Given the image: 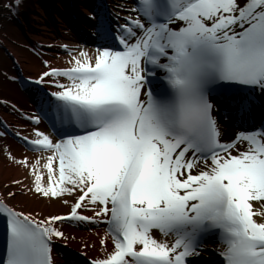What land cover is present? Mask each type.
<instances>
[{
    "label": "snow or ice",
    "instance_id": "1",
    "mask_svg": "<svg viewBox=\"0 0 264 264\" xmlns=\"http://www.w3.org/2000/svg\"><path fill=\"white\" fill-rule=\"evenodd\" d=\"M129 11L113 29L101 8L94 50L63 45L70 66L45 61L33 81L39 115L27 119L47 120L56 139L16 133L48 155L9 151L33 178L14 184L70 211L42 216L0 194L2 264H54V241L74 239L65 222L107 226L103 257L84 264H196L210 236L220 264H264V125L248 123L264 97V0H137ZM214 99L241 128L229 141Z\"/></svg>",
    "mask_w": 264,
    "mask_h": 264
},
{
    "label": "bare ground",
    "instance_id": "2",
    "mask_svg": "<svg viewBox=\"0 0 264 264\" xmlns=\"http://www.w3.org/2000/svg\"><path fill=\"white\" fill-rule=\"evenodd\" d=\"M70 1V0H69ZM80 1V3H79ZM95 2L102 0H94ZM94 1L92 4L94 5ZM113 7L117 8L119 5L122 6L123 11L120 14L123 17L132 16V12L129 9L133 8L130 4V0H109ZM21 5L18 8V11H15V8L12 11H15L12 21H15L14 24H18L20 26L12 27L14 30L20 33V42L21 43H13L11 40L2 39V46H0V55L4 54L5 51H9L12 55L17 59V62L20 64L22 71L25 74L33 73L34 76H40L47 68L43 67V63L45 61L48 62L53 67L65 68L70 65L67 61L70 59V56L65 52L63 45H68L70 48L76 49L79 48L81 50H94L93 41L94 38L91 36V33L94 31L92 23L87 24L83 27V31L78 35L76 32H73L68 26L67 19L64 21V15L67 14L65 8L73 10L74 13L77 14L78 20L80 23L87 22L83 14L78 13V9L86 14L89 12L85 9V6L88 4L86 1L82 0H72L74 5L66 6L65 4L69 2L68 0H20ZM96 5V4H95ZM98 5V4H97ZM97 7V10H100V7ZM45 7L53 14L54 20H56L57 24L53 23V21H48V26L43 22L41 17L42 14H45ZM23 8V10H22ZM78 8V9H77ZM73 20V19H71ZM95 23V21H92ZM51 31L48 32L47 29ZM3 32H0V37ZM11 36V35H10ZM3 37V36H2ZM1 42V40H0ZM25 45L30 46H41L42 49L47 51L46 55L35 56L29 53L25 49ZM4 47V48H3ZM46 47V48H45ZM6 49V50H5ZM9 56V55H8ZM1 59V57H0ZM9 62L13 66V62L11 58H8ZM11 66V68H13ZM43 69L42 71H40ZM7 69L5 68L4 75ZM14 71V70H13ZM3 92L4 94H0V116L10 121H13L16 124V127L20 130V132L24 136H29V138H34L32 133L35 129H39L42 132H45L42 124L35 125L32 121L27 119L28 116L32 115V110L34 105L31 99L35 98V94L29 96L25 92H22L18 85L12 81H9L10 78L5 77L2 79ZM7 96L12 97L16 101L9 102ZM18 104V105H17ZM264 106V100L261 103V106ZM14 106V107H13ZM24 107L27 109V115L23 116V111L21 108ZM31 108V109H30ZM22 112V113H21ZM217 119L221 125L223 130V140H229L231 134L236 129L235 126V118L231 115L227 118H224L221 115V111L218 109L216 112ZM224 128L227 130L224 131ZM50 135V134H49ZM51 136V135H50ZM52 137V136H51ZM11 152L13 156L17 159H23L27 157L30 162H34L37 158H41V163L43 164V157H46L48 153H31L26 151L23 147L18 145L13 139L9 137H0V194L7 197L9 191L16 192V197L6 200L7 203L11 205H15L19 208H22L25 211L31 212H39L42 216L48 215H67L70 211L69 207L64 205L60 199L53 198L49 200L48 198L39 197L29 192L27 195L20 194L21 186L14 184V181L20 180L23 181L25 185L31 186L33 182V178L29 175L28 170L13 163L8 159V152ZM47 180V176L45 175V182ZM7 185V187H6ZM69 200V197H66ZM85 215H91V213H84ZM63 231L69 237H74V239L70 238L67 242L68 244L76 246L78 249L83 250L89 256L95 258H102L103 252L101 251L100 239L105 234V226L103 223L100 224H76L68 225L67 223L63 224ZM157 238L160 237L159 233H156ZM170 241L173 239L172 237L168 238ZM61 240V239H57ZM87 245V247H85ZM94 245V247H93ZM211 244H206L204 246V250L201 253L208 255L209 247ZM109 250H111V244L108 245ZM67 256V259L73 258L78 261V264H83L77 256L71 254L70 252L60 251L59 249H55L53 251V257L59 258L60 255ZM210 255V254H209ZM60 258L59 264H67L64 260Z\"/></svg>",
    "mask_w": 264,
    "mask_h": 264
},
{
    "label": "rangeland",
    "instance_id": "3",
    "mask_svg": "<svg viewBox=\"0 0 264 264\" xmlns=\"http://www.w3.org/2000/svg\"><path fill=\"white\" fill-rule=\"evenodd\" d=\"M14 1H16V0H0V32H3L1 34L3 37L2 36L0 37V40H1L0 46H2V39L3 40H5V39L11 40L10 42H13L15 44H17L18 42L21 43L20 42V40H21L20 33L12 28L14 26H17V27L20 26L18 24H14L15 21H12V19H11L12 18L11 13H12V7H13L12 4ZM82 1L85 2L84 0H82ZM65 9L67 11V8H65ZM22 10H23V8H22ZM44 13L45 14H42L41 17L43 19V22L46 23L47 26H48L49 20L53 21V23H55V24L59 23L56 20H54V16L52 13L48 14V13H46V11ZM47 30H48V32L51 31L49 28ZM8 54H9V56H8ZM10 54H12V53L7 50V51H5V53L3 55L2 54L0 55V57H1V59H0V94H4L3 85H2L3 80L2 79H4L6 77L7 80H8V78H10L9 81H11V78H12L13 74L15 73L13 71L14 67L11 65V62H9V60H8V58H10ZM11 66L13 68H11ZM43 67L46 68L44 63H43ZM5 68L7 69L5 71V72H7L6 75H4V72H3L5 70ZM42 70L43 69H41L40 71H42ZM31 74H33V73H31ZM8 99L12 100L14 102L16 101L15 99H13L10 96H7V100ZM69 202L70 203L73 202L72 197H69ZM58 241L61 243H66L68 246L77 248L76 246L68 244L67 242H65L63 240H58ZM57 261H60V258H57Z\"/></svg>",
    "mask_w": 264,
    "mask_h": 264
}]
</instances>
